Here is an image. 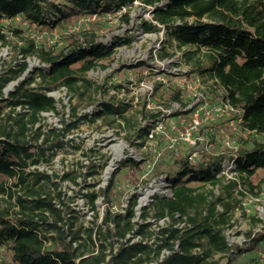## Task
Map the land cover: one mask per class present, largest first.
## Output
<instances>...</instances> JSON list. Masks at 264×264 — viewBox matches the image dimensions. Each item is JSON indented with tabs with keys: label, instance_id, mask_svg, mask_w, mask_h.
<instances>
[{
	"label": "trees",
	"instance_id": "obj_1",
	"mask_svg": "<svg viewBox=\"0 0 264 264\" xmlns=\"http://www.w3.org/2000/svg\"><path fill=\"white\" fill-rule=\"evenodd\" d=\"M69 1V11L52 4L56 9L47 13L48 0H0V43L3 44L8 41L6 20L22 16L30 25L52 30L71 17L97 15L92 31L83 29L70 33L61 50L39 45L32 39L25 40L20 48L23 58L34 56L49 68L35 67L31 78L19 81L6 98L2 95L3 88L24 75L28 62L18 61L8 69V75H0V178L13 181L12 185L0 181V196L9 198L6 200L9 206L0 207V247L9 245L12 251V260L0 264H239L242 257L264 251V227L256 233L248 232L241 245L229 244L224 229L232 225L238 200L232 198L231 189L237 187L238 181L224 184V175L219 176L223 170L222 161L230 156L246 189L255 197L264 195V175L259 176L260 171L264 172V0ZM137 1L153 9V21L143 22L144 31H167L169 39L165 43L176 46L182 52L184 62L191 67L186 74L209 82V93L214 101L231 104L241 131L249 133V139L230 155V149L228 153L218 155L206 151L194 160L190 159L192 148L186 143L166 145L163 152L160 151L153 175L164 174L172 182L171 198L155 196L151 204L154 213L150 215L148 208H143V223L134 221L137 196L133 195L126 213H113L107 208L100 224L80 225L73 229L76 216L67 222L54 203L55 196L47 190L58 184L49 174L28 169L41 161L48 162L55 153L49 150L62 147L67 133L89 116H78L74 106L73 120L69 123L64 120L63 129L45 133L39 124L43 113H59L56 99L49 92L65 86L83 99L90 91L103 89V85L93 88V83L85 77L98 65L106 67L104 62H110L114 53L98 40L99 30L107 25L109 14L123 9L126 10L118 18L120 26L129 25L130 13ZM11 30L16 35L23 32L18 27ZM125 42L130 40L117 38L115 46ZM173 55L166 51V46L159 52L163 60ZM37 76L41 82L32 86ZM182 93V89L174 87L167 102H177L185 107ZM127 111L128 106L106 101L101 103L100 111L93 114L92 120L120 118L130 126ZM190 112L174 114L179 116L175 123L178 132L184 128L182 119L188 122ZM159 115V112L146 115L154 123L136 129V135L142 136L144 141L149 138L155 123L160 120ZM213 124L212 121L204 128ZM51 136L55 141L48 145ZM177 149L182 152L174 161V168L166 170L167 156L173 157ZM105 164L106 160L102 167ZM144 165L145 161L129 159L121 163L120 170L132 169L142 174ZM90 168L89 176L100 175L96 165ZM119 172L114 173L107 188L86 194L97 219L96 201L100 195L107 202L114 200ZM67 178L77 182V174L73 171L64 175V179ZM255 179L258 183L252 181ZM208 185L212 189H207ZM89 186L94 188L96 185ZM215 187L220 189L218 195L214 192ZM19 191L24 193L15 195ZM57 196L63 203L60 192ZM11 207L19 208L14 216ZM47 213L53 217L52 222ZM150 216L168 218L170 222L155 231ZM255 221L261 222L259 218ZM66 224H69L68 229ZM154 237L155 241H152ZM115 243H119L117 249ZM96 246L95 254L85 256ZM108 248L110 253L106 252Z\"/></svg>",
	"mask_w": 264,
	"mask_h": 264
},
{
	"label": "rangeland",
	"instance_id": "obj_2",
	"mask_svg": "<svg viewBox=\"0 0 264 264\" xmlns=\"http://www.w3.org/2000/svg\"><path fill=\"white\" fill-rule=\"evenodd\" d=\"M49 6L47 13L54 11V4L64 11H69L71 3L69 0H48ZM153 9L144 5L141 1H137L130 13L131 22L129 25L120 26V19L113 17L106 20L107 25L99 30V41H102L107 48L114 51L110 62L106 61V67L98 65L96 68L88 71L85 77L93 83V88L98 85H103V89L99 91L92 90L85 95L83 99L74 95L68 89L60 87L57 90L49 92L56 99V105L59 113L47 112L43 113V119L40 122L42 130L46 133L63 129L65 123L73 120L71 113L72 108L76 106L78 116L89 117L84 118L79 126L67 133L63 138L64 145L49 152H55L49 161H41L37 165H31L29 171L44 172L51 176L52 181L58 186L53 185L47 188L54 198V203L63 213L65 220L76 216L73 229H77L80 225L90 227L92 224H100L107 210L110 208L113 213H126L133 195L137 196V205L135 207L136 216L135 222L143 223L142 215L143 208L147 207L150 215L154 212L151 208L153 197L155 195L169 197L172 194L167 182L162 181L163 175H153L155 164L160 156V151L163 152L166 145L171 147V137L178 135L176 127V119L179 116H174L177 111L185 109L180 103H168L174 87H179L183 90L182 98L184 103L189 104L195 100L199 93H202L208 103L219 104L213 100L209 93V82L204 79L186 74L191 67L184 62L182 52L176 47L165 43L169 39L167 31L162 29L158 32L147 33L144 31L142 24L145 21H153ZM96 21V20H95ZM95 21L88 25L87 30L94 29ZM7 25L5 32L8 41L0 43V75H8V69L15 65L18 61H27L28 69L24 75L10 82L2 90L3 97H8L11 91L26 78H31V74L35 67H45L34 56L23 58L20 53V48L25 44V40L32 39L39 45H45L47 48H55L61 50L66 44L65 37L73 32H80L85 27L84 20L81 16H74L66 21L60 22L54 29L46 30L30 25L22 16L13 20L4 21ZM21 28L23 32L16 35L11 29ZM57 38L56 45L49 43L50 39ZM117 38L125 42L121 46H115ZM175 45V44H174ZM162 46H166V51L173 52V58L161 59L159 52ZM134 65V68H129ZM182 73V74H181ZM181 74V75H178ZM41 82V78L37 76L36 82L32 86H37ZM163 94V97L161 96ZM113 102L115 104H123L128 106L126 115L131 119V125L128 126L125 121L120 118H97L93 119V114L100 111L101 103ZM9 108L6 109L8 111ZM18 111L20 110L17 109ZM159 112L160 122L165 126V132L154 137L149 136L145 141L142 136L136 135V129L146 127L153 124V119H150L148 114ZM214 124L208 128L202 127L201 135L208 141L209 147L207 152L211 155L221 153L232 154L235 149H239L244 145V140L249 139V133L241 131L238 122L235 119L233 112L215 118ZM210 123V122H209ZM208 123V124H209ZM169 127V128H167ZM43 140V136L40 142ZM54 137L51 136L50 142H54ZM180 149L173 157L167 156L168 164L166 170L174 168V161L180 156ZM121 154V156H117ZM134 159L138 162L147 161L144 165V172L141 174L132 169H121V163L125 160ZM106 160L107 164L102 167ZM96 165L100 171V175L89 176L90 168ZM109 170L106 177L105 174ZM224 172V184L230 181L237 180L236 188L231 189V195L234 200H238L232 214L230 226L225 227L224 234L230 245L243 244L247 239V233H256L264 227V195L255 197L248 191L239 178L238 174L233 169L234 164L230 156L222 161ZM102 167V168H101ZM148 170L151 173L144 174ZM75 172L77 174V182L71 179H64L67 172ZM120 171L116 180L117 196L114 200L107 202L103 195L97 199V210L99 217L97 219L95 211L86 196L87 193L105 189L108 187L110 180L115 172ZM264 172L260 171L259 176H263ZM0 181H6L12 185L13 181L8 178L1 177ZM258 183V179L252 180ZM95 184L92 188L89 185ZM157 186L161 192H156L152 195H146L148 189ZM16 190L15 188H13ZM207 189H212L208 185ZM244 191V194H241ZM61 193V200L57 196ZM214 192L218 195L220 189L214 188ZM24 192H17L15 195ZM7 196H0V207L9 206L6 202ZM15 202V197L12 203ZM12 216L19 211L18 207H11ZM222 210L221 207H219ZM71 210L74 212L71 213ZM49 221H53L50 213H47ZM259 218L261 222H256ZM149 221L152 223V229L158 231L160 228L167 226L170 222L168 218L156 219L150 216ZM66 224V228L68 229ZM179 225V224H177ZM183 226V225H181ZM139 237H136V240ZM155 241V237L152 239ZM99 243V241L97 242ZM119 243H115V247ZM95 249L90 248V253L95 254ZM115 249V250H116ZM110 249L106 250L110 253ZM219 256L215 257L218 259ZM253 259V260H250ZM12 251L9 245L0 247V262L11 261ZM80 259H77L79 261ZM239 264H264V251L248 254L242 257Z\"/></svg>",
	"mask_w": 264,
	"mask_h": 264
},
{
	"label": "built area",
	"instance_id": "obj_3",
	"mask_svg": "<svg viewBox=\"0 0 264 264\" xmlns=\"http://www.w3.org/2000/svg\"><path fill=\"white\" fill-rule=\"evenodd\" d=\"M125 10L126 9H123V11H120L116 14H109L108 19H111L113 17L119 18L122 15V12H124ZM81 17L84 20L85 25L87 26V27H85L86 30L89 29L88 25H90L91 22H93L97 19V15H89V16H81ZM57 42H58L57 38H52L49 41V43L52 45H56ZM44 66L46 68H49L48 65L44 64ZM186 73H188V72H185L183 74V77L187 76ZM181 74H178V75H181ZM62 87L66 88L65 86H62ZM48 94L51 96L50 93H48ZM184 108L185 109H183L181 111L191 110V112L189 114V120H188V122H186L185 119H182V124L184 125V128H183V130L179 131L178 135H174L173 137H171V146H176L180 142L186 143L187 145H189L192 148L190 159L194 160L201 153L206 152L208 150V147H209L208 141H205V139L201 135L202 127H204V125H207L209 122L214 121L215 118H217V117H221L225 114L231 113L234 110V108L227 101H221V103H219V104H210V103H208V100L206 99V97L202 93H199L196 96L195 100H193L192 103L187 104ZM164 132H165V126L159 120L158 122L155 123L154 128L152 129L150 136L154 137V133H156V135H160ZM232 161L234 164V159H232ZM145 162L147 163L146 160H145ZM233 169L235 170V164H234ZM151 171H152L151 169L148 171L146 169V172L144 174V178H146V175L151 173ZM222 172H224V170H222ZM222 172L220 173L219 176L222 175ZM161 178H163L162 181L168 183V186L170 187V190L172 191V194L166 198H171L173 196L172 182L166 176H162ZM154 189L156 190L154 193L161 192L160 188L157 186H154ZM155 196H159V195H155ZM155 196L153 197V202L155 200ZM160 197H164V196H160Z\"/></svg>",
	"mask_w": 264,
	"mask_h": 264
},
{
	"label": "bare ground",
	"instance_id": "obj_4",
	"mask_svg": "<svg viewBox=\"0 0 264 264\" xmlns=\"http://www.w3.org/2000/svg\"><path fill=\"white\" fill-rule=\"evenodd\" d=\"M117 156L119 157V156H121V154H117ZM110 169H112V165L109 166V168H108V170H107V172H106V174H105L106 177L108 176V174H109V170H110ZM155 191H156V190L154 189V187L151 188V189H148L147 192H146V195H147L148 193H149V195H151V194H153Z\"/></svg>",
	"mask_w": 264,
	"mask_h": 264
}]
</instances>
